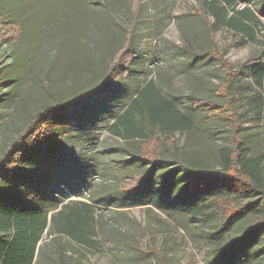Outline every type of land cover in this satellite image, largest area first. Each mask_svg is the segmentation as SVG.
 I'll return each instance as SVG.
<instances>
[{"label":"rangeland","instance_id":"rangeland-1","mask_svg":"<svg viewBox=\"0 0 264 264\" xmlns=\"http://www.w3.org/2000/svg\"><path fill=\"white\" fill-rule=\"evenodd\" d=\"M206 1L141 0L136 5L140 7L131 28L132 0H0L3 19L21 27L18 39L0 46L4 79V86L0 88V156L41 106L63 103L83 90L96 87L105 73L107 60L127 41L130 29L134 38L136 54L129 60L128 70L120 75V82L110 91L114 94L124 90V96L118 102L114 99L117 102L114 105L108 104L110 98L105 99V90L100 96L87 99L82 110L65 115L69 127L72 125L75 131L73 136L59 145L52 140L45 148L55 151L49 147L55 145L66 148L67 152L71 150L72 166L61 163L56 154L54 161L58 171L69 174L76 182L77 191L87 189L84 181L88 175L84 170L87 159L91 158L89 153L93 156L92 163L97 159V167L105 169V175L95 177L84 198L73 197L65 202L91 203L90 200L97 198L104 201L105 206L100 202L94 205V231L90 237L96 244L78 246L58 236L52 227L51 235L45 233L41 243L45 252L61 245L67 255L72 254L77 260L76 264H243V253L232 248L220 251L231 258L228 263L225 258L219 259V252L205 237L216 224L206 226L182 214L181 207H175L178 204L171 185L165 188L168 180L158 183L159 190L153 188L154 184L148 186L153 189H142V198L149 206L121 208L124 203L121 193L134 194L133 185L141 184L126 183L121 175L125 173L127 151L135 149L138 142L128 143L108 130L114 118L149 80L170 98L194 95L223 103L214 93L225 70L218 59L200 53L207 50V26L214 23L208 16ZM245 1L231 0V7L238 10L248 6L256 11L255 41L224 28L217 29L211 38L217 55L232 68L246 65L232 92L239 100L236 113L243 120L242 148L246 155L261 158L264 182V94L251 84L247 70L264 53V17L255 9L257 3L264 7V1ZM186 50L193 56H186ZM180 105L184 113H190L193 123L189 131L176 135L181 158L191 165L220 168L221 152L228 147L230 136L225 122L220 119L204 122L205 112H191L185 101H180ZM143 127L149 135L157 133H150V126ZM70 143L73 149H68ZM32 163L33 169L27 174L38 183L42 179L36 173V160ZM146 179L148 175L143 178ZM247 201L249 198H241L238 203ZM260 217L253 210L240 220L249 224ZM240 223L231 229V238L240 232ZM263 246L264 242L257 238L250 248L256 253ZM257 262L264 263V251L253 255L251 263Z\"/></svg>","mask_w":264,"mask_h":264},{"label":"trees","instance_id":"trees-1","mask_svg":"<svg viewBox=\"0 0 264 264\" xmlns=\"http://www.w3.org/2000/svg\"><path fill=\"white\" fill-rule=\"evenodd\" d=\"M140 1L132 0L131 28L136 19V10L138 9V12L140 7L137 8L136 5L138 6ZM206 2L208 16L214 23L207 26L208 47L200 53L201 56L218 59L225 70L219 89L214 93L215 97L222 98L223 103L194 95L170 98L161 93L152 80L144 84L108 127L109 132L117 138L128 143L138 142L135 149L127 151L129 157L123 167L125 173L122 172L121 175L126 183L137 181L141 184L133 185L134 194L121 193L124 197L121 208L149 206V202L142 198V189H147L152 184L154 189H158L160 181L168 180L165 188L171 185L175 202L178 204H175V207L180 206L182 214L206 226L216 224L212 231L206 232L205 237L219 252V259L225 258L228 263L231 258L220 251L222 248H232L243 253V264H252L253 255L264 251V246L256 253L250 248L257 238L264 242L262 160L244 153L241 129L243 120L236 113L239 100L235 99L232 92L246 65L240 64L232 68L222 56L217 55L211 35L214 36L217 29L224 28L253 42L257 16L256 11L248 6L238 10L232 8L231 0ZM228 8H232V11ZM255 9L259 16L264 17V7L258 6L257 3ZM131 30L127 34V41L107 60L105 73L96 87L83 90L63 103L41 106L0 156V264H76L77 260L73 259L72 254L67 255L61 245L45 252L41 243L45 233L51 235L52 227L58 236L66 237L78 246L89 247L96 244L90 237L94 231V205L100 202L105 206L104 201H99V198L90 200L91 203L71 201L69 204L65 201L72 197L84 198L95 177L102 178L104 174L97 168L96 161L92 163L93 156L89 153L91 158L87 159L84 170L88 175L84 181L87 189L77 191L76 182L69 174L58 171L60 169L55 166L57 163L54 161L57 155L61 163L72 166L70 161L73 159L69 157L71 150L67 152L66 148L55 145H49L50 148H55V151L45 148L47 143H53L52 140L59 145V142L73 136L75 131L72 125L69 127L65 115L82 110L87 99H94L105 90V99L110 98L108 104L114 105L124 96V90H117L118 94H112L110 91L115 83L120 82V75L128 70L129 60L136 54ZM20 33L21 27L18 23L5 21L0 14V46L18 39ZM184 54L193 56L187 50ZM194 56L201 57L200 54ZM247 70L251 84L260 94H264V53L260 61L251 64ZM3 86L4 79L0 67V88ZM114 99L117 102H114ZM180 101L188 103L193 113L200 110L205 112L204 122L209 123L215 119L225 122V130L230 132V136L228 147L221 152L220 168L191 165L181 158L176 135L189 131L193 123L190 113L182 111ZM259 105L261 108L262 103ZM60 125L65 127L60 128ZM145 125L151 127L150 133L157 132L159 135L146 133L143 127ZM71 145L72 143L68 149H73ZM32 160H36V173L42 179L38 180V183L32 179L33 176L27 174L33 169ZM147 175L149 179L143 180ZM186 198L190 200L186 201ZM241 198H249V201L239 205L238 200ZM175 202L171 204L172 207ZM57 209L59 210L48 219L49 211ZM253 210L261 215L257 221L253 219L249 224H245L244 219L240 220ZM169 215L168 213L167 216ZM239 222L241 230L236 237L231 238L229 233Z\"/></svg>","mask_w":264,"mask_h":264},{"label":"crops","instance_id":"crops-1","mask_svg":"<svg viewBox=\"0 0 264 264\" xmlns=\"http://www.w3.org/2000/svg\"><path fill=\"white\" fill-rule=\"evenodd\" d=\"M97 161V159H96ZM99 168V167H97ZM100 170L102 171V173L104 174L105 173V169L104 168H100ZM105 175V174H104ZM73 198V197H72ZM75 198V197H74ZM71 199V198H70ZM69 200V199H68ZM66 202V201H65ZM60 209V208H59ZM59 209L55 210V212H57ZM52 215V211H49L48 213V219H50V216Z\"/></svg>","mask_w":264,"mask_h":264}]
</instances>
